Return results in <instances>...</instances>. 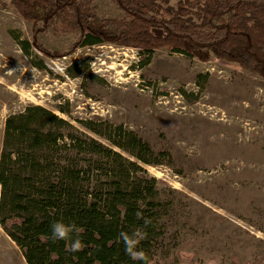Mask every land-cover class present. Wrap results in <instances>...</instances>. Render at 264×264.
Wrapping results in <instances>:
<instances>
[{"label":"rangeland","instance_id":"1","mask_svg":"<svg viewBox=\"0 0 264 264\" xmlns=\"http://www.w3.org/2000/svg\"><path fill=\"white\" fill-rule=\"evenodd\" d=\"M2 1L0 154L7 117L29 104L47 107L137 161L83 122L102 134L123 126L150 144L153 163L137 161L140 170L102 151L81 154V165L94 169L90 182L98 190L112 183L107 172L120 164L129 172V190L141 182L137 201L155 221L145 238L154 264H264V78L216 57L202 62L167 48L151 54L111 43L72 48L76 34L51 28L38 39L62 54L49 55L34 45L33 22ZM94 4L100 16L123 15L112 0ZM223 87L246 93L237 98L249 105L257 92L263 96L260 113L249 109L241 125L247 132L234 140L224 141V119L238 114L208 100ZM0 264H28L1 224Z\"/></svg>","mask_w":264,"mask_h":264},{"label":"trees","instance_id":"2","mask_svg":"<svg viewBox=\"0 0 264 264\" xmlns=\"http://www.w3.org/2000/svg\"><path fill=\"white\" fill-rule=\"evenodd\" d=\"M94 1L10 0L33 22L34 45L49 55L62 54L49 51L38 39L51 28L58 34H76L72 48L111 43L148 54L167 48L202 62L216 57L264 78V0H112L123 11L121 16H100ZM149 62L147 57L143 64ZM83 124L137 161L153 163L147 155L154 150L132 130L117 126L102 134L93 122ZM102 151L143 170L137 161L45 106L29 104L7 117L0 154V224L28 264H145L133 260L120 239L121 233L135 238L137 231L144 238L136 250L154 264L151 241L145 238L155 221L137 201L143 193L141 182L129 190V172L120 164L107 172L115 178L112 183L98 190L90 182L94 169L81 165V154L105 155ZM58 222L80 229L81 251L68 250L75 232L68 240L51 238Z\"/></svg>","mask_w":264,"mask_h":264},{"label":"bare ground","instance_id":"3","mask_svg":"<svg viewBox=\"0 0 264 264\" xmlns=\"http://www.w3.org/2000/svg\"><path fill=\"white\" fill-rule=\"evenodd\" d=\"M220 91L217 92V95H210L208 100L209 101H215L218 104H226L229 105L231 108V113L238 114L239 117H228L225 116L226 119H224V123L227 124V131L229 134H224V141L227 140H234L237 138V134L241 132L240 136L243 137L244 133L247 132L245 130V127H241V125H246L247 114L249 112V109L252 108L253 112L258 114L260 113V103L262 101L263 96L257 92V94H254L253 98V105H249L248 101H240L237 97L239 95H245L243 91L240 90H229L227 87H223L219 89ZM226 90V91H225ZM196 120L197 116L194 117ZM229 118V119H227ZM227 137V138H226Z\"/></svg>","mask_w":264,"mask_h":264},{"label":"clouds","instance_id":"4","mask_svg":"<svg viewBox=\"0 0 264 264\" xmlns=\"http://www.w3.org/2000/svg\"><path fill=\"white\" fill-rule=\"evenodd\" d=\"M137 216L139 217L140 214L137 213ZM145 223H149V221L145 220ZM75 232L77 234V238L74 240V242L71 244L70 248L68 250L72 252L81 251L83 246L81 243V240L78 238L80 229L75 226H66L63 223H55L53 225V231H52V239L55 240H68L71 239V233ZM135 238H129L127 233H121L120 239L123 240L125 244V250L127 254L133 259V260H140L144 261L145 264H150L148 257L143 251H137L136 245L138 244L139 240L144 238V234L137 231L134 234Z\"/></svg>","mask_w":264,"mask_h":264},{"label":"built area","instance_id":"5","mask_svg":"<svg viewBox=\"0 0 264 264\" xmlns=\"http://www.w3.org/2000/svg\"><path fill=\"white\" fill-rule=\"evenodd\" d=\"M129 48V47H128ZM132 50H138L137 48H131Z\"/></svg>","mask_w":264,"mask_h":264}]
</instances>
